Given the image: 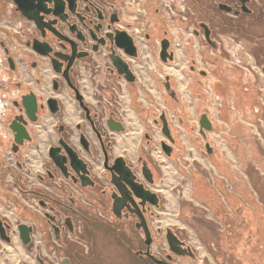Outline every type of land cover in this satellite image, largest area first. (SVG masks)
Here are the masks:
<instances>
[{"label":"flooded vegetation","instance_id":"1","mask_svg":"<svg viewBox=\"0 0 264 264\" xmlns=\"http://www.w3.org/2000/svg\"><path fill=\"white\" fill-rule=\"evenodd\" d=\"M14 29L19 54L0 41V98L7 100V110L0 114V248L1 243L13 246L17 240L26 257L37 264H78L92 249L88 236L93 226L101 225L112 229L118 239L125 241L127 236L124 245H140L134 253L145 264H159L151 255L164 261L160 264H200L175 227L153 224L169 214L170 201L166 203L164 194L169 188L168 175L163 167L173 158L178 141L172 132L174 141L163 132V114L170 126L167 113L149 108L146 117L136 110L144 122L152 117L165 139L156 141L147 125L132 158L128 152L136 144L135 128L127 124L130 116L121 108V84L134 98L132 90L141 85L139 68L148 73L152 61L159 69L162 64H173L174 40L178 36L185 39V33L198 42V51L188 49L187 57L201 81L206 80L205 87L220 55L233 57L248 74L264 76V0H0V33L9 42ZM39 42L50 45L52 52L40 54L33 47ZM188 45L187 40L185 47ZM165 46L166 60L161 55ZM55 52H61L63 58H56ZM17 56L25 61L26 79L6 75L20 72ZM114 59L124 73L119 72ZM150 75L154 81L159 79ZM161 81L166 90L172 87L170 74ZM32 92L38 100L35 122L22 104L23 96ZM205 95H209L207 89L200 97L204 100ZM50 98L58 101L55 113ZM67 113L80 120L71 126L65 121ZM47 114L57 120V139L49 143L44 172L31 174L27 164L33 151L41 150L40 125ZM17 116L28 121L30 139H24L23 144L15 142L11 128ZM117 122L124 129H113L119 127ZM195 130L200 132V125ZM74 136L78 144L73 142ZM62 140L88 163L89 178L82 179L73 170L66 177L55 165L50 150L60 146L63 152ZM163 142L171 146V154ZM92 161H101L100 175L93 172ZM170 227L171 242L167 236ZM146 232L151 236L150 245ZM165 242V252H156L154 246Z\"/></svg>","mask_w":264,"mask_h":264},{"label":"crops","instance_id":"2","mask_svg":"<svg viewBox=\"0 0 264 264\" xmlns=\"http://www.w3.org/2000/svg\"><path fill=\"white\" fill-rule=\"evenodd\" d=\"M15 31L16 29L10 31L9 42L6 40L7 36L0 33V41H5V45L11 46L15 54H19L21 48L13 37L17 36ZM187 40L189 45L186 48ZM174 48L176 60L173 64H162L159 69L157 63L152 61L148 73L139 68L142 79L141 85L132 90L134 98L130 96L127 86L121 84V108L130 116L126 120L127 124L135 128L136 144L128 153L133 158L134 149L141 143L147 125L151 127L156 141L165 139L161 127L154 124L153 118L148 117L144 122L136 110H140L146 117L149 108L153 111H166L171 132L178 141L173 158L167 159V164L171 167V173L167 174L171 191L166 197H173V189L176 188L175 208L182 210V218L185 219V212L191 218V215L202 207L206 218L209 213L213 214L214 219L219 220L220 226L223 224L225 229H235L237 234L245 227L243 219L251 218L253 226L256 219L260 220L261 225H257V228L263 238L264 76L257 73L248 74L235 64L231 56L224 59L221 55H215L218 64L210 84L207 82L205 87L206 80L201 81L196 71L189 66L187 50L198 51V42L193 35L185 33V39L178 36L174 40ZM17 62L20 72H6L7 77L18 75L26 79L28 73L25 71V61L17 56ZM151 73L159 79L154 81ZM168 74L171 76L172 87L166 90L161 80ZM205 89L209 95H205L203 100L200 96ZM90 93L91 91L88 94ZM88 99L95 103L94 98L88 96ZM79 120L80 118L66 114L65 121L71 126ZM203 120L210 121L211 130L202 126ZM197 122L202 131L199 134L204 136L205 140L195 130ZM56 123L57 120L51 115L44 116L38 142L41 150L33 152L27 164L31 174L44 172L43 163L48 160L49 143L57 139ZM48 136H51V140H48ZM73 142L78 144L76 136ZM81 153L87 158L83 151ZM92 163L93 172L100 175L103 170L101 161ZM176 218L183 223L182 228H185L182 218ZM2 244L0 250L11 247L8 244L4 247ZM12 248H15V253L7 250L5 254L0 251V264L4 258L16 260L14 264L20 260L37 264L33 259L26 257L22 245L17 240Z\"/></svg>","mask_w":264,"mask_h":264},{"label":"rangeland","instance_id":"3","mask_svg":"<svg viewBox=\"0 0 264 264\" xmlns=\"http://www.w3.org/2000/svg\"><path fill=\"white\" fill-rule=\"evenodd\" d=\"M0 99L2 100V102L0 100L1 114L7 110L5 103L7 100L2 97ZM196 125L199 124L196 123ZM165 163L168 165L167 162ZM163 168L167 172L169 169L171 173V167L164 166ZM169 172L167 174H170ZM167 177V183H169V176ZM170 191L171 188L169 186L168 191H166V193L164 192L165 196ZM175 194L176 188L173 189V197L170 195L171 198L168 197V200H166L167 203L170 199L167 205L168 210H166L169 214L161 215L162 217L154 220L153 224L157 227L158 225H162V222L164 226L175 227L181 235L186 238L189 244L193 246L198 256L197 261H199L200 264H264V237L262 238L260 230L257 228V225H261L260 220L254 218L255 223L253 226L251 218L243 219L245 227L240 226L242 229L237 234L234 232L235 229H225L226 227L225 225L223 226V224L220 226L219 220L216 221L213 214L209 213V217L206 218L205 213L202 212V207H199L195 212L197 216L192 214L191 218H189L188 214L185 212V219H183L182 210L180 209V211H178L177 208H175V199L177 196H175ZM176 217L182 218L185 222V228H182L183 223ZM167 223H171V225H166ZM93 228L94 231L92 235L88 236V243L92 249H90L88 254L84 253V255L79 258L78 264H145L143 260L134 253V250L139 248L140 245L136 244L131 248L127 243L124 245L126 239L128 240L127 236H125V241L122 238H119V240L117 237L118 234L112 231V229L101 225H94ZM3 244L4 247H7V244ZM167 247L168 243L165 242L164 244L162 243L154 246V249L156 252L164 253V249ZM7 250L15 253V248H12V246H8ZM7 250L4 249L0 251L1 253L7 254ZM15 262L16 260L14 259L4 258V260H1L2 264H14Z\"/></svg>","mask_w":264,"mask_h":264},{"label":"water","instance_id":"4","mask_svg":"<svg viewBox=\"0 0 264 264\" xmlns=\"http://www.w3.org/2000/svg\"><path fill=\"white\" fill-rule=\"evenodd\" d=\"M19 10L22 9V7L19 6L18 8ZM29 19L31 20H35L36 23H38L37 19L33 16H28ZM40 44L39 45H34V49H36L40 54L42 55H49L51 52H52V48L50 47V45H48L46 42H39ZM56 58H63V55L61 54V52H55L54 53ZM168 52H167V48L166 46L164 47V49L162 50L161 52V55L163 57L164 60L167 59V55ZM173 54V53H172ZM172 54L169 55L170 59H172ZM56 58H53V62L56 60ZM10 62L13 63V59L10 58ZM119 62L114 59V64L119 67L118 70L119 72L121 73H124L123 70L120 69V65L118 64ZM58 70V69H57ZM60 71V70H58ZM126 73H129L126 72ZM78 98L80 100H82V97L78 94ZM18 102H16L17 104ZM48 103L50 104V107H51V110L52 112H56L57 109L59 108L58 107V101L56 98H50ZM22 104H23V107L26 109V112L30 118L31 121L35 122L37 121V111H38V100H37V97L36 95L32 92L28 95H25L23 96V99H22ZM162 118V121H163V132L166 134V136L171 140V141H174V138L172 137V134H171V129H170V126H169V122L167 121L166 117H165V114H163L161 116ZM119 125V127H113V129H116V130H122L124 129L121 125L120 122H117ZM203 124V126L206 127V129L210 130L211 129V123L210 121H202L201 122ZM28 124V121H26L23 116H17L15 118V120H13V122L11 123V128L13 129L14 133H15V142L16 143H19V144H23L24 142V139H30V136L28 134V131H27V127L26 125ZM61 145L62 147H64V151L66 153H64V151L62 152V148L60 146H57V147H52L51 150H50V157L52 158V160L54 161L55 165H57V167L60 168V170L62 171L63 175H65L66 177L70 176L71 173H69V170L70 172H72V170L77 173L82 179L83 178H89L90 177V170L88 168V163L85 161V159H83L79 152L76 151L71 145H69L66 141L62 140L61 141ZM163 146L165 148H167V152L168 154H171V146L165 142H163ZM120 160H123L122 158H119ZM88 184V182H84L83 181V185H86ZM148 193H151V191H146ZM152 195H155L157 196L156 193H152ZM1 225V223H0ZM23 225L20 226V228L23 230ZM168 239H169V242H171V234H173V231H172V228H168ZM147 234V240H146V243L148 245H150V237L148 235V233L146 232ZM23 238H24V241L25 243H28L29 242V238L27 236L26 233L23 232L22 234ZM187 250H190V254L197 258L196 254L193 252V247L191 245L187 246ZM148 254H150V252L148 251L147 252ZM152 259L155 260L157 263H163L164 261L162 260H159L158 258H156L154 255H151Z\"/></svg>","mask_w":264,"mask_h":264},{"label":"bare ground","instance_id":"5","mask_svg":"<svg viewBox=\"0 0 264 264\" xmlns=\"http://www.w3.org/2000/svg\"><path fill=\"white\" fill-rule=\"evenodd\" d=\"M33 152H34V151H33ZM164 170H165V169H164ZM165 171H166V170H165ZM166 172H167V171H166ZM168 172H169V169H168ZM168 172H167V173H168ZM169 173H170V172H169ZM166 220H168V219H166Z\"/></svg>","mask_w":264,"mask_h":264}]
</instances>
